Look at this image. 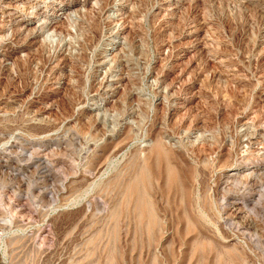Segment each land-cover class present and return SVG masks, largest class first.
<instances>
[{
  "label": "rangeland",
  "instance_id": "obj_1",
  "mask_svg": "<svg viewBox=\"0 0 264 264\" xmlns=\"http://www.w3.org/2000/svg\"><path fill=\"white\" fill-rule=\"evenodd\" d=\"M0 264H264V0H0Z\"/></svg>",
  "mask_w": 264,
  "mask_h": 264
},
{
  "label": "bare ground",
  "instance_id": "obj_2",
  "mask_svg": "<svg viewBox=\"0 0 264 264\" xmlns=\"http://www.w3.org/2000/svg\"><path fill=\"white\" fill-rule=\"evenodd\" d=\"M61 14H66V13H65V12H63V13H59L58 16H60ZM67 14H69V13H67ZM70 15H71V14H70ZM33 16H34V15H33ZM66 16H67V15H66ZM68 16H69V15H68ZM68 16H67V17H68ZM31 17H32V16H31ZM34 18H35V17H34ZM61 18H63V16H61ZM64 19H68V18L65 17ZM38 21H39V20H38ZM54 21H55V20H54ZM54 21H53V22H54ZM53 22L51 23V22H46V21H41V20H40V24H45V25H42L41 28H45V27L48 26V25L51 26V25L53 24ZM51 28H52V26H51ZM51 28H50V29H51ZM67 28H69V27H67ZM54 29H55V28H54ZM37 30H38V29H37ZM41 30H42V29H41ZM41 30L39 29V31H41ZM118 30H119V29H118ZM118 30L116 29V30H114V31L118 32ZM67 31H68V30H67ZM52 32H53V31H52ZM68 32H69V31H68ZM68 32H67V33H68ZM116 32H115V33H116ZM51 34H52V33H51ZM45 35H46V34H45ZM48 36H49V34H48ZM48 36H47V37H48ZM47 37H45V38H47ZM49 37H50V36H49ZM49 39H50V38H49ZM46 40L48 41V39H46ZM58 44H60V43H58ZM58 44H57V45H58ZM62 44H63V43H62ZM58 46H59V45H58ZM117 46H118V45H117ZM117 46H116L115 48H113V50H114V49H117ZM56 47H57V46H56ZM110 47H112V46H110ZM120 49H121V47H120ZM119 51H120V50H119ZM115 53H116V52H115ZM53 54H54V52H53ZM115 55H116V54H115ZM115 55H112V56H115ZM111 58H112V57H111ZM111 58H110V59H111ZM110 59H109V60H110ZM105 61H106V59H105ZM107 61H108V60H107ZM110 61H111V60H110ZM101 63H103V61H101ZM105 63H106V62H105ZM115 79H116V78H115ZM115 79H114V80H115ZM103 80H104V79H103ZM105 80H106V78H105ZM109 81H110V80H109ZM22 152H23V151H22Z\"/></svg>",
  "mask_w": 264,
  "mask_h": 264
}]
</instances>
